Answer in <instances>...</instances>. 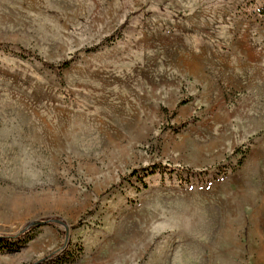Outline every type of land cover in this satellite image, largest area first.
Instances as JSON below:
<instances>
[{"label": "rangeland", "instance_id": "rangeland-1", "mask_svg": "<svg viewBox=\"0 0 264 264\" xmlns=\"http://www.w3.org/2000/svg\"><path fill=\"white\" fill-rule=\"evenodd\" d=\"M0 235V264H264V0H0Z\"/></svg>", "mask_w": 264, "mask_h": 264}, {"label": "trees", "instance_id": "trees-1", "mask_svg": "<svg viewBox=\"0 0 264 264\" xmlns=\"http://www.w3.org/2000/svg\"><path fill=\"white\" fill-rule=\"evenodd\" d=\"M69 64V61H65L63 64H61L60 66H66ZM50 67H52V65H50ZM158 166L155 165V166H151L149 168H145L144 170L146 171V175L148 174H153L155 173L157 170ZM60 220L57 219V218H48V219H44V220H39L37 222H31L29 224H27L25 227H24V230H27V229H32L34 227H39L40 225H43V224H51V223H55V224H58ZM15 235H12V236H9V237H14ZM7 237L8 236H5V235H0V247L6 243L5 241L7 240Z\"/></svg>", "mask_w": 264, "mask_h": 264}]
</instances>
